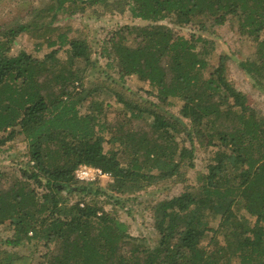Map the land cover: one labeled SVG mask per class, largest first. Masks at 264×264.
Returning <instances> with one entry per match:
<instances>
[{
  "label": "trees",
  "instance_id": "obj_1",
  "mask_svg": "<svg viewBox=\"0 0 264 264\" xmlns=\"http://www.w3.org/2000/svg\"><path fill=\"white\" fill-rule=\"evenodd\" d=\"M49 1V21L69 2L80 13L102 6L152 22L122 25L134 42L117 29L102 52L108 57L111 49L121 81L129 75L147 81L155 100L142 107L115 92L129 118L151 119L146 132L119 127L106 138L99 104L80 111L87 94L76 89L94 64L87 41L59 29L38 58L11 52L25 25L0 29V150L20 137L29 167L20 175L27 186L0 193V225L10 230L4 245L44 248L40 260L22 261L0 250V264H264V113L227 76L228 55L202 34L235 23L252 47L239 66L262 86L264 0ZM174 100L181 104L166 117L159 106ZM185 120L198 125L210 149L192 184L185 182L194 166L193 129ZM105 142L111 147L104 149ZM80 164L100 168L110 177L107 186L91 191L78 181L73 171ZM155 177L174 178L183 189L151 206L157 240L146 246L96 196L141 190Z\"/></svg>",
  "mask_w": 264,
  "mask_h": 264
},
{
  "label": "rangeland",
  "instance_id": "obj_2",
  "mask_svg": "<svg viewBox=\"0 0 264 264\" xmlns=\"http://www.w3.org/2000/svg\"><path fill=\"white\" fill-rule=\"evenodd\" d=\"M49 4V0H0V29L17 24H23L26 27L15 38L11 52L17 53L24 50L32 56L40 58L49 50L45 44L47 36L53 38L59 29H69L70 34L87 41L91 59L94 60V64L85 73L80 91L79 88L76 89L80 94H83L82 89H85L87 94L80 111L85 112L90 109L91 103L99 104L98 113L101 121L106 125V138L119 127L124 130H132L135 133L148 131V123L151 118H129L130 111L117 100L115 92L123 99L143 107L149 106V102L155 100L154 96L149 93L151 87L147 81L141 80L135 75L126 76L123 78L124 82L121 81L116 73L118 63L111 49L109 48L110 53L107 57L102 52V48L109 47L108 39L122 25L141 26L152 22L132 18L127 10H109L102 6H94L80 13L73 11L74 6L69 2H66L63 10L57 11L52 21H49ZM158 23L165 22L159 21ZM52 28L54 29L52 30ZM174 29L180 33L186 31L184 28L178 30L174 27ZM118 34L122 35L121 37L128 43L134 42L133 32L128 33V30L120 28ZM202 34L213 39L217 53L228 55L227 76L236 88L247 95L250 103L264 113V81L260 86L239 66L242 59L252 57V47L248 46L249 40L240 36L237 33L236 24L231 22L215 27L211 34L206 32ZM37 43H41V46H37ZM60 53L63 57V51ZM42 79L44 82H48L49 76H44ZM180 104L181 101L174 100L173 105H161L159 110L168 117L169 112L176 113ZM185 123L187 126H192L193 129L194 166L187 173L188 179L185 182L192 184L195 181L196 173L204 170L210 149L203 144L200 132H197L198 125L190 124L186 120ZM103 147L108 149L111 144L105 142ZM24 152L25 143L21 141L20 137L6 143L0 150V193L15 187L27 186L29 183L20 176L23 169L29 170ZM139 158L141 159V155ZM152 172L157 173V170L152 169ZM109 180L110 177L105 174L93 181H78L90 183L92 191L95 187L103 189ZM182 189L183 184L174 178L155 177L144 189L113 195L109 198L105 194H99L96 196V201L102 204L105 210L113 212L127 223L128 233L136 237L139 243L152 246L157 240V233L152 226L151 206L164 197L178 194ZM89 194L85 197L86 200L91 197ZM76 198L77 194L70 195V201ZM9 235L10 230L0 225V250L8 249L15 252L19 255L18 258L22 257L21 261L29 257L41 259V253L44 251L41 243H30L22 247L11 248L4 245V240ZM3 256L0 252V260ZM21 261H17V263L19 264Z\"/></svg>",
  "mask_w": 264,
  "mask_h": 264
},
{
  "label": "built area",
  "instance_id": "obj_3",
  "mask_svg": "<svg viewBox=\"0 0 264 264\" xmlns=\"http://www.w3.org/2000/svg\"><path fill=\"white\" fill-rule=\"evenodd\" d=\"M74 177L81 181H93L97 177H101L105 175L100 168L86 165V164H80L78 165L74 171H73Z\"/></svg>",
  "mask_w": 264,
  "mask_h": 264
}]
</instances>
